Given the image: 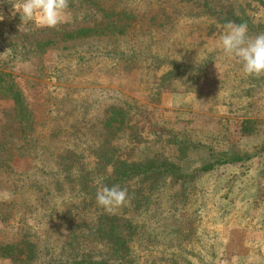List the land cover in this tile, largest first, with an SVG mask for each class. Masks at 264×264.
<instances>
[{
  "label": "rangeland",
  "instance_id": "1",
  "mask_svg": "<svg viewBox=\"0 0 264 264\" xmlns=\"http://www.w3.org/2000/svg\"><path fill=\"white\" fill-rule=\"evenodd\" d=\"M22 2L0 0V245L31 242V264H264V75L220 44L228 21L264 33V0H70L54 29ZM114 161L176 173L113 181L129 199L108 211Z\"/></svg>",
  "mask_w": 264,
  "mask_h": 264
},
{
  "label": "clouds",
  "instance_id": "2",
  "mask_svg": "<svg viewBox=\"0 0 264 264\" xmlns=\"http://www.w3.org/2000/svg\"><path fill=\"white\" fill-rule=\"evenodd\" d=\"M70 0H23L19 5H14L21 22L28 24L37 20L43 27L56 28L64 22L69 9ZM0 15V20H3ZM224 33L220 36V44L226 56L236 57L242 62V70L248 76L259 77L264 75V33L249 35L247 23L228 21L224 24ZM144 135H149L145 130ZM102 183V178L97 180ZM11 198L10 193H5ZM129 196L127 189L119 185L111 187L102 185L96 193L97 204L108 211L125 205ZM100 256L93 260L99 262Z\"/></svg>",
  "mask_w": 264,
  "mask_h": 264
},
{
  "label": "trees",
  "instance_id": "3",
  "mask_svg": "<svg viewBox=\"0 0 264 264\" xmlns=\"http://www.w3.org/2000/svg\"><path fill=\"white\" fill-rule=\"evenodd\" d=\"M87 30H80L79 32H86ZM17 103L21 106V97L20 95H17L16 97ZM20 100V101H19ZM21 109L23 110V107L21 106ZM122 114V113H121ZM120 114V115H121ZM115 115H119L117 112H115ZM19 116L18 113L15 111V115H13V120H18ZM123 118V115H122ZM111 164V163H110ZM113 173L115 175H108L106 171L104 170V174H106V180L109 182V186H111V183L114 182H125L130 178L138 177V176H145L148 177L150 175L159 174L162 172L164 175L169 174V172H172L174 174L175 170H167V165H158L157 167L152 164H138V163H126V162H113ZM105 168V166H104ZM209 167H202L201 171L208 170ZM176 173V172H175ZM114 225V223H113ZM113 227V226H112ZM120 225L115 224L113 228V234H114V240L117 243H125V237L121 236L118 232ZM129 227V225H128ZM35 245H33L31 242H13L6 245H0V257L7 258L11 260L12 264H31L35 260Z\"/></svg>",
  "mask_w": 264,
  "mask_h": 264
}]
</instances>
